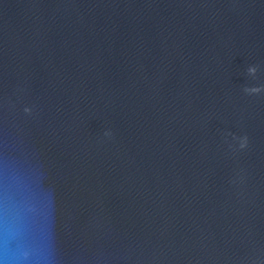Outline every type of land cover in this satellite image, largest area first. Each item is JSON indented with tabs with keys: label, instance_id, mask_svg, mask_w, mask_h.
<instances>
[{
	"label": "water",
	"instance_id": "obj_1",
	"mask_svg": "<svg viewBox=\"0 0 264 264\" xmlns=\"http://www.w3.org/2000/svg\"><path fill=\"white\" fill-rule=\"evenodd\" d=\"M0 264H264V0H0Z\"/></svg>",
	"mask_w": 264,
	"mask_h": 264
}]
</instances>
